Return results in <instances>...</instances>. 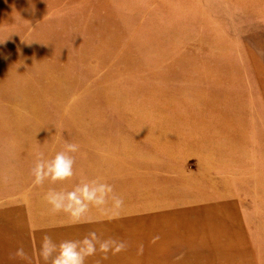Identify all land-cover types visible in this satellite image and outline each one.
Returning a JSON list of instances; mask_svg holds the SVG:
<instances>
[{"label": "crops", "instance_id": "1", "mask_svg": "<svg viewBox=\"0 0 264 264\" xmlns=\"http://www.w3.org/2000/svg\"><path fill=\"white\" fill-rule=\"evenodd\" d=\"M212 52L158 78L178 99L168 117H37L42 129L27 130L26 155L9 161L0 149V264H51L40 255L45 236L58 245L91 233L97 251L84 264H259L244 210L264 195V113L252 93L259 73ZM67 144L77 145L67 152L72 175L37 182V159L51 161ZM84 184L105 185V195L78 217L49 202V192ZM106 240L125 248L103 252Z\"/></svg>", "mask_w": 264, "mask_h": 264}, {"label": "rangeland", "instance_id": "2", "mask_svg": "<svg viewBox=\"0 0 264 264\" xmlns=\"http://www.w3.org/2000/svg\"><path fill=\"white\" fill-rule=\"evenodd\" d=\"M206 50L258 71L253 106L264 113V0H0L2 154L28 153L37 117H168L178 99L158 78ZM244 210L264 264V195Z\"/></svg>", "mask_w": 264, "mask_h": 264}, {"label": "clouds", "instance_id": "3", "mask_svg": "<svg viewBox=\"0 0 264 264\" xmlns=\"http://www.w3.org/2000/svg\"><path fill=\"white\" fill-rule=\"evenodd\" d=\"M76 149L77 145L67 144L66 151L56 153L51 161L38 158L33 169L37 182H42L45 177L55 181L71 176L73 160L67 152H74ZM105 188L103 184H84L67 193L51 191L48 199L54 209L71 210L72 214L78 217L87 207L86 201L99 202L103 199ZM95 240V233H91L90 237H85L82 241L66 240L57 245L50 237L45 236L41 242L40 255L45 261L51 260V264H84L85 258L97 251ZM110 248L113 252H119L125 248V244L112 240L99 243V249L103 252L109 251ZM16 255L24 257V250L17 249Z\"/></svg>", "mask_w": 264, "mask_h": 264}]
</instances>
